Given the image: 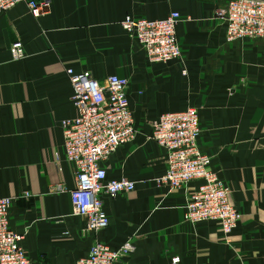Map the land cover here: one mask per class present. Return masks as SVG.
Masks as SVG:
<instances>
[{"label":"crops","instance_id":"1","mask_svg":"<svg viewBox=\"0 0 264 264\" xmlns=\"http://www.w3.org/2000/svg\"><path fill=\"white\" fill-rule=\"evenodd\" d=\"M47 13L23 3L0 14V198H11L9 228L22 236L32 264H73L92 241L134 250L116 264H264V40L227 42L217 11L228 0H48ZM175 11L180 60L148 63L120 26L127 15L147 20ZM19 41L24 57L11 60ZM95 80L126 79L136 134L104 162L107 180L132 191L100 197L105 228L88 233L72 214L74 169L62 153L60 122L77 115L65 69ZM184 71V75L181 74ZM197 110L199 150L228 187L240 215L223 236L214 221H183L181 189L156 185L162 149L148 139L164 113ZM60 190L53 192L54 186ZM28 193V197H23Z\"/></svg>","mask_w":264,"mask_h":264},{"label":"built area","instance_id":"2","mask_svg":"<svg viewBox=\"0 0 264 264\" xmlns=\"http://www.w3.org/2000/svg\"><path fill=\"white\" fill-rule=\"evenodd\" d=\"M18 3H23L33 18L43 16L49 8L48 0H0V14ZM217 17L222 21L227 42L264 40V0H228L217 11ZM179 20L175 11L157 20L127 15L120 26L148 63H167L181 57L174 31ZM9 56L14 61L24 57L19 41L10 44ZM64 72L71 89L70 102L77 111L74 118L59 125L63 157L74 169V188L69 191L71 211L85 219L86 232L95 233L108 224L100 197L114 198L133 189V183L126 179L107 180L103 168L116 149L132 142L136 134L126 97L128 82L114 75L98 81L86 72L74 73L70 68ZM199 134L197 110L193 107L161 114L150 123L148 139L165 155V171L154 183L171 189L197 183L185 202L184 223L214 221L220 233L227 236L240 215L228 201V187L210 170V157L199 150ZM60 189L57 185L51 190ZM22 196L27 198L28 193ZM11 201L0 198V264H32L21 246L22 236L9 228ZM133 250L130 241L116 249L92 241L86 254L73 264H116ZM178 262V257H173L168 264Z\"/></svg>","mask_w":264,"mask_h":264}]
</instances>
